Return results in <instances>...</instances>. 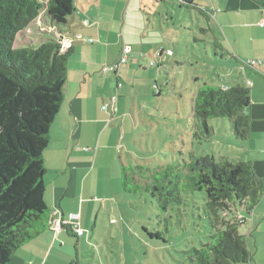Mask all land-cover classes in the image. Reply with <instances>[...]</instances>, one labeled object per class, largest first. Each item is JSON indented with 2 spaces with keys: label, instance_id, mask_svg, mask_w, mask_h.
<instances>
[{
  "label": "crops",
  "instance_id": "0c3cea01",
  "mask_svg": "<svg viewBox=\"0 0 264 264\" xmlns=\"http://www.w3.org/2000/svg\"><path fill=\"white\" fill-rule=\"evenodd\" d=\"M77 1L75 13L59 33L62 51L74 48L75 54L68 65L64 100L51 128V143L45 151L46 201L49 207L47 228L21 246L11 264H82L83 244L90 231L95 233L98 229V218L94 224L93 219L96 204L99 203L96 191L100 188V178L106 174L105 187L110 193L104 198L105 203H114L124 189L119 160L122 168L124 163L118 150L120 142L123 143L126 137L125 133L120 135V128L127 129L132 124L138 126L137 115L143 122L145 112L154 105L153 102L147 106L143 103L137 105L139 82L149 80V94H161V87L156 88V67H151L153 70L149 72L145 62L148 57L149 62L156 59V54L154 57L151 55L152 50L157 53L162 48L172 50L174 56H163L158 60L160 65L165 63L164 59L176 57V51L163 28L165 21L170 24L175 19L169 18L171 11L163 7V0H149L155 3L149 8V14L153 15L150 17L146 15L147 0ZM170 5L177 6L174 1ZM159 6L167 14L164 19L155 16V12L160 11ZM201 6L210 24L213 42L218 41L233 62V71L223 72L227 79L217 75L218 87L230 88L241 83L247 86L248 81L252 83L249 87L252 100L249 140L264 143V68H242L240 65L241 61L264 60V29L259 26L264 18V0H203ZM193 11L196 10L189 11V15L192 16ZM86 21L90 23L88 26L84 25ZM214 28L217 30L215 34ZM125 47L132 52L128 64L121 70L124 88L120 94L118 113L111 114L103 107L116 91L117 78L103 69L118 62ZM200 80L203 81L196 76L195 81ZM204 80V85L210 82L207 78ZM117 126L118 130L115 129ZM231 146H234V152L240 151L236 145ZM230 154L220 152L218 156ZM244 154V160L253 164L264 185V149L245 151ZM231 157V161L241 159L235 153ZM55 212H61L65 219L79 215L81 227L87 231L88 237L79 238L72 230L52 232L49 222ZM245 218L250 228L245 236L252 237L254 234L257 242L253 245H259V236L264 233V198ZM252 252L251 264H264V258L255 257Z\"/></svg>",
  "mask_w": 264,
  "mask_h": 264
},
{
  "label": "trees",
  "instance_id": "16d2710c",
  "mask_svg": "<svg viewBox=\"0 0 264 264\" xmlns=\"http://www.w3.org/2000/svg\"><path fill=\"white\" fill-rule=\"evenodd\" d=\"M173 1L206 16L194 0ZM158 9L155 16L166 18L165 10ZM75 10V0H0V264H11L17 250L47 228L45 151L75 54L74 48L63 52L55 38ZM39 19L52 31L39 44L23 39L18 45L19 37ZM211 46L217 58H229L218 41ZM192 102L194 122L206 134L211 135L212 119L227 118L237 140L250 138L251 89L245 84L230 88L205 84ZM185 169V177L171 172L154 184L151 193L165 212L181 204L185 193L204 197L210 236L207 244L193 251L191 264H251L253 252L240 232L248 222L240 212L250 215L264 198V185L253 164L211 154L193 157ZM123 177L124 190L132 192L125 167Z\"/></svg>",
  "mask_w": 264,
  "mask_h": 264
},
{
  "label": "rangeland",
  "instance_id": "374dc122",
  "mask_svg": "<svg viewBox=\"0 0 264 264\" xmlns=\"http://www.w3.org/2000/svg\"><path fill=\"white\" fill-rule=\"evenodd\" d=\"M77 2L75 0L76 6ZM171 2L173 0H168L163 7L174 13L175 20L170 24L164 22L163 28L176 57L164 59V64L154 68L158 72L161 94H149V80L139 82L137 105L147 106L151 102L154 105L145 112L143 122L137 115L138 126L132 124L127 129L120 128L119 132L122 136L125 133L126 137L123 143L120 142L118 151L132 192L126 193L123 189L114 203H105L103 200L110 193L105 187L106 174L100 178V188L96 191L99 211L93 219L94 224L98 218V229L95 233L90 231L89 237L85 235L88 239L82 247V264H191L193 251L207 244L210 236L204 197L200 193L199 196L185 193L181 204H173L165 212L151 193L154 184L164 180V176H170L171 172H179L185 177V166L193 157L230 152L229 159L235 153L241 156L238 161H245V151L264 149V143L255 139L237 140L227 118H214L209 122L211 135L194 122L192 99L199 87L204 86V78L210 80L207 85L217 88L220 86L217 75L232 72L234 67L230 59L216 57L208 20L197 11L191 16L186 8L171 7ZM194 2L201 5L203 0ZM146 5L147 12L151 13L149 8L153 4L147 0ZM51 31L39 19L19 37V41L25 39L39 44L40 39ZM22 42L18 45H23ZM155 54L152 50L151 55L154 57ZM149 60L150 57L145 64L150 72L153 68ZM196 76L203 80L199 81L200 86L195 81ZM223 78L227 79L225 74ZM233 144L240 151L234 152ZM119 164L124 172L120 160ZM240 213L248 215L244 210ZM249 229L246 224L240 227V232L245 235ZM246 237L255 257L264 258V233L260 234L256 246L253 245L257 242L254 234Z\"/></svg>",
  "mask_w": 264,
  "mask_h": 264
},
{
  "label": "built area",
  "instance_id": "2783aa9c",
  "mask_svg": "<svg viewBox=\"0 0 264 264\" xmlns=\"http://www.w3.org/2000/svg\"><path fill=\"white\" fill-rule=\"evenodd\" d=\"M90 23L89 21L84 22V25L88 26ZM259 26L264 29V18L260 21ZM56 40H60L59 34L56 35ZM93 43V40H91ZM132 50L128 47L124 48L123 55L120 60L112 65H107L103 69L104 72H111L115 74L117 78V85L116 91L109 97V100L104 105L103 110L110 112L111 114L118 113V103L120 99L121 91L124 88V83L121 80V70L122 68L128 64L129 56ZM173 57L174 52L169 49H159L156 53V59L151 60L150 65L151 67H156L159 62L158 60L162 59L163 56ZM242 68H251V69H262L264 68V60H247L241 61ZM247 86L251 87L252 83L250 81L247 82ZM156 88L159 89V86L156 85ZM49 229L54 233H61L66 232L67 230H72L75 235L79 238L86 235L87 231L81 227L80 224V217L79 215H72L69 219H65L64 215L61 212H55L51 216L49 222Z\"/></svg>",
  "mask_w": 264,
  "mask_h": 264
}]
</instances>
